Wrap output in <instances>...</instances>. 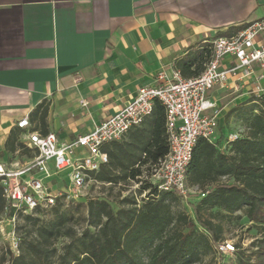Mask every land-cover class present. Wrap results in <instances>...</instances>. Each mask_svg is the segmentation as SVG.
I'll return each mask as SVG.
<instances>
[{"label":"trees","instance_id":"16d2710c","mask_svg":"<svg viewBox=\"0 0 264 264\" xmlns=\"http://www.w3.org/2000/svg\"><path fill=\"white\" fill-rule=\"evenodd\" d=\"M246 25L230 27L215 38L235 34ZM211 51L212 42L207 40L176 59L174 68L182 77L198 76ZM47 111L45 100L32 109L29 131L48 132ZM233 113L244 130L228 143L226 151L205 138L197 139L193 147L186 183L204 195H196L195 201L185 200L191 214L180 209L184 199L176 192L160 191L150 184L121 196L131 182L139 181L146 164L156 165L168 152L165 111L155 101L150 115L138 126L102 147L108 161L89 172L91 187L119 186L112 200L116 208L107 199L86 196L67 205L57 200L46 210L18 213L17 252L0 246V264H264V94L234 107L227 115ZM25 131L16 126L10 129L4 142L9 158L15 152L33 155L21 141ZM5 206L0 183V219ZM82 208L85 214L80 212ZM242 219L255 229V238L247 247L237 246L236 263L219 261L217 256L223 253L218 245L227 241L231 224ZM59 238L66 242L57 248Z\"/></svg>","mask_w":264,"mask_h":264},{"label":"crops","instance_id":"0c3cea01","mask_svg":"<svg viewBox=\"0 0 264 264\" xmlns=\"http://www.w3.org/2000/svg\"><path fill=\"white\" fill-rule=\"evenodd\" d=\"M255 20H264V0H0V162L10 156V129L43 100L48 132L73 140L154 85L159 72L171 78L176 59ZM254 82L230 79L206 97L216 105L223 92ZM228 135L214 130L211 141L226 151Z\"/></svg>","mask_w":264,"mask_h":264},{"label":"built area","instance_id":"2783aa9c","mask_svg":"<svg viewBox=\"0 0 264 264\" xmlns=\"http://www.w3.org/2000/svg\"><path fill=\"white\" fill-rule=\"evenodd\" d=\"M227 56L231 57V64L223 63ZM256 68L261 72L256 73ZM263 71L264 20H255L235 34L216 37L212 41L211 56L198 76L182 77L175 71L167 78L164 72H159L154 85L139 87L131 100L73 140L60 141L53 132L42 134L26 130L29 120L23 117L16 126L26 130L20 136L21 141L33 150V155L20 157L16 152L12 158L0 162V183L6 200L3 216L11 235L9 249L17 252L18 213L46 210L57 200L65 205L84 200L88 184L92 182L89 172L97 171L108 161L102 147L120 140L129 129L138 126L150 115L155 101H159L165 111L168 152L156 164L153 185L160 191H174L184 200L190 193L202 197L204 193L187 185L186 172L197 139L211 141L218 126V111L215 103L207 99V92L215 86H226L230 79L253 78L255 82L250 91L260 97L264 94L260 84ZM240 135L241 132L229 133L226 142ZM61 175L64 177L61 184L55 183V178ZM136 188L137 183L132 190ZM8 211L12 213L10 216ZM218 250L232 253L234 246L224 241L218 245Z\"/></svg>","mask_w":264,"mask_h":264},{"label":"rangeland","instance_id":"374dc122","mask_svg":"<svg viewBox=\"0 0 264 264\" xmlns=\"http://www.w3.org/2000/svg\"><path fill=\"white\" fill-rule=\"evenodd\" d=\"M263 87V86H262ZM264 88V87H263ZM239 87L236 91H230V92H223L216 102V108L218 111V116L220 120V127L217 126L215 129L216 131H221V129H225L228 133L233 132H242L243 126L241 124L240 118H238L234 113L231 115H227L229 110L233 109L236 106H240L244 102L248 101L250 98L254 97L255 95L251 93L250 90L239 91ZM239 91V92H238ZM218 120V121H219ZM179 124V123H178ZM156 165L152 164H146L142 168V174L139 177V181L137 182V186H140L141 184H150L153 185L154 178L152 176L154 169ZM135 182H131V185L126 187L127 189L125 191H121V196L132 190V186H134ZM92 182H89L88 184V194L87 196L95 197V198H101V199H107L111 202V205L113 208H116V204L112 201L113 198L116 196L117 192L119 191V186H115L113 188H109V185H98L95 184L92 186ZM195 193L189 194V200L195 201ZM180 209L184 210L186 213L191 214V209L187 205V202L185 200L180 201L179 203ZM82 214H85V209L82 208L80 210ZM45 218H49V215H45ZM0 246L3 245H9L11 242V235L9 234L10 226L5 221L4 216L2 215L0 220ZM76 228H79V224L75 225ZM17 235V234H16ZM256 231L253 227H251V224L246 221L245 219H242L238 222H235L234 224H231V228L226 233V239L229 243L233 244L235 246V250L232 253H223L217 256V259L219 261L225 262V263H236L237 259V246L247 247L249 243L255 238ZM19 238V236L17 235ZM20 238L18 239L19 242ZM66 242L65 238H59L56 242L57 248H59L62 244ZM207 261H204L201 264H206Z\"/></svg>","mask_w":264,"mask_h":264}]
</instances>
